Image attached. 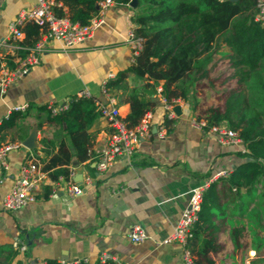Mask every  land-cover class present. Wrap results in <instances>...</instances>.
I'll return each instance as SVG.
<instances>
[{
  "label": "crops",
  "instance_id": "0c3cea01",
  "mask_svg": "<svg viewBox=\"0 0 264 264\" xmlns=\"http://www.w3.org/2000/svg\"><path fill=\"white\" fill-rule=\"evenodd\" d=\"M35 2L0 0V41L9 34V24L18 12ZM133 8L129 3L110 5L93 35L68 50L55 39L47 40V49L38 62L12 81L0 97V124L13 113L15 105H26L13 125L0 129L1 141L22 144L34 127L37 130L36 147H16L7 157L9 169L0 170V250L5 253L10 246H25L18 247L11 264H47L48 259H83L95 264L103 252L128 264H188L184 259L185 250L190 251L188 242H158L173 231L191 190L208 181L207 187H212L208 190L212 226L203 225L201 236L208 237L214 230L219 248L210 250L202 258L203 264H264V179L238 188L226 179L246 160L243 142L223 145L214 134L192 126L191 108L185 102L177 103L181 106L179 114L173 105V120L160 136L158 126L164 124L166 113L158 86L145 92L156 107L151 111L149 133L140 138L131 156L117 159L104 172L95 168L94 158L79 162L73 157L71 181L81 185L80 194L70 195L62 182L48 178L36 200L17 210L1 207L2 197L25 158L30 153L43 157V136L53 140L48 148H58L55 134L63 131L49 122L39 125L35 105H60L81 92L105 101L101 93L103 80L110 73L115 76L132 61L125 36L134 26ZM23 37L24 32L20 39ZM15 48L9 39L0 44V74L16 66L21 56ZM133 80L135 76L131 75L127 83L131 85ZM122 91L116 90L114 96L125 117L130 106L121 101ZM90 130L94 133V152L107 141L111 127L99 116ZM79 174L81 177L74 179ZM87 176L90 181H85ZM135 223L147 234L138 242L129 239ZM200 242L201 238L190 246L192 259H197ZM0 261L7 264L1 253Z\"/></svg>",
  "mask_w": 264,
  "mask_h": 264
},
{
  "label": "trees",
  "instance_id": "16d2710c",
  "mask_svg": "<svg viewBox=\"0 0 264 264\" xmlns=\"http://www.w3.org/2000/svg\"><path fill=\"white\" fill-rule=\"evenodd\" d=\"M100 0H55L54 12L70 20L85 23L97 13ZM127 4L130 0H113ZM258 0H137L133 8L134 32L142 38L141 47L132 61L105 84L113 95L122 89L121 101L129 103L130 109L124 118L129 127L135 126L148 111H153L156 102L145 92L161 87V95L168 101L180 99L187 103L192 115L205 119L207 126L223 123L235 130L243 142L246 160L228 175L231 186H251L264 179V20L257 19ZM20 29L24 37L16 41V53L23 57L27 48L40 37L43 27L34 21H26ZM224 61L231 70V77L239 84L229 88L223 104H211L200 108L197 84L210 77L212 67ZM223 72V71H222ZM135 76L129 85L127 78ZM139 81H142L139 83ZM223 82H226L224 78ZM98 97L94 95L70 96L65 108L52 112L49 104L35 105L39 125L55 124L62 133L57 150L48 146L53 140L43 136L44 155L38 156L41 169L51 181L60 175L69 178L73 157L82 162L90 157L94 133L90 128L101 116ZM21 111L14 110L0 124V129L14 124ZM172 117L164 115V124L170 127ZM63 134V135H62ZM67 136L70 144L66 142ZM207 187L202 195L200 209L195 220L192 237L188 240L190 251L201 238L195 264H203L210 250L219 248L215 234L201 236L203 225L211 224L212 199ZM207 234V235H208ZM17 246H10L4 253L5 262L11 264L17 255ZM1 264V261H0ZM5 264V263H4ZM13 264H20L19 261ZM47 264H58L48 259ZM95 264H118L113 259Z\"/></svg>",
  "mask_w": 264,
  "mask_h": 264
},
{
  "label": "built area",
  "instance_id": "2783aa9c",
  "mask_svg": "<svg viewBox=\"0 0 264 264\" xmlns=\"http://www.w3.org/2000/svg\"><path fill=\"white\" fill-rule=\"evenodd\" d=\"M55 4V0H36L30 8L20 10L17 16L10 22L9 34L0 41V44L6 43L7 39H9V41L14 42L16 48L19 47L16 41L23 35L20 26L26 21L38 23L43 27V31L38 40L27 48L26 54L17 60L15 67L10 71L0 74V97L5 94L8 85L12 81L22 77L27 73L31 65L38 62L41 53L47 49V40L55 39L67 50L77 46L90 38L95 29L104 22L105 11L110 5L114 4V1L100 0L98 2L97 13L91 15L85 23L75 22L70 20L67 16L57 15L53 10ZM256 18L264 20L263 0H258V13ZM141 41L142 38L135 34L134 28H129L127 30L125 42L131 50L132 59L141 47ZM113 76L114 74L110 73L101 84V93L105 101H102L100 98L97 101L101 116L106 119L108 125L111 127L107 141L100 145L94 152L91 150L90 157L94 158V166L99 172H104L109 169L117 159L131 156L140 138L147 135L150 130L151 111H148L135 126L129 127L127 125L120 113L115 96L105 87L107 80ZM157 90L160 92L161 87L158 86ZM77 95L89 94L87 92H81ZM161 101L168 117H173L174 115L172 110L173 105L183 102L178 98L168 102L163 96L161 97ZM66 105L67 100L60 105L52 106V112L56 113L65 108ZM13 110L25 111L26 105H15ZM191 125L197 129L214 134L216 141L223 145L237 144L241 141L237 132L223 123L207 126V121L205 119H198L192 116ZM165 133V125L161 124L158 126V134L163 136ZM20 145L22 144L0 140V170L6 172L9 169L8 154ZM72 173L73 171H71L69 178L60 175L55 182H62L66 191L74 196L82 192V187L80 184L71 181ZM220 174L226 175L227 172H221ZM215 177L216 175L213 176L211 180ZM48 178L47 172L41 169V161L37 155L30 153L21 164L11 188L2 197L1 207L5 210L12 211L20 209L29 202L36 200L38 192ZM85 181H90V177H85ZM208 183L207 181L203 185L197 186L191 190L188 203L182 210L181 216L174 226L173 231L158 243L179 241L183 244H187L188 240L193 235L192 227L197 219L202 195ZM146 237L147 234L144 228L140 224L135 223L129 233V239L133 242H138ZM19 247L21 249L25 248V246ZM106 259L115 260L111 254L107 252L101 253L100 260L104 261ZM184 259L188 264H195L188 248L185 250ZM57 261L58 264H88L87 260L83 259L69 261L59 259ZM118 264L128 263L118 262Z\"/></svg>",
  "mask_w": 264,
  "mask_h": 264
},
{
  "label": "rangeland",
  "instance_id": "374dc122",
  "mask_svg": "<svg viewBox=\"0 0 264 264\" xmlns=\"http://www.w3.org/2000/svg\"><path fill=\"white\" fill-rule=\"evenodd\" d=\"M223 71V72H222ZM214 84H209L208 79H202L197 84V91L200 97V108L211 104L222 105L229 88L239 86L237 80L231 77V70L224 61L215 64L210 72ZM226 80L223 82L222 79Z\"/></svg>",
  "mask_w": 264,
  "mask_h": 264
},
{
  "label": "water",
  "instance_id": "95a60500",
  "mask_svg": "<svg viewBox=\"0 0 264 264\" xmlns=\"http://www.w3.org/2000/svg\"><path fill=\"white\" fill-rule=\"evenodd\" d=\"M136 4H137V0H130V2H129V5L130 6H132V7H135L136 6ZM98 7V6H97ZM180 109H181V106L179 105V104H176V105H174V107H173V110L176 112V113H180ZM36 133H37V130H36V128L34 127L31 131H30V133H29V135L27 136V138H25V140H23V142H22V144L24 145V146H26L27 148H30V149H32V148H35L36 147ZM79 177H81V175L79 174L78 176L76 175V176H74V179H79ZM79 182H81V181H79Z\"/></svg>",
  "mask_w": 264,
  "mask_h": 264
}]
</instances>
